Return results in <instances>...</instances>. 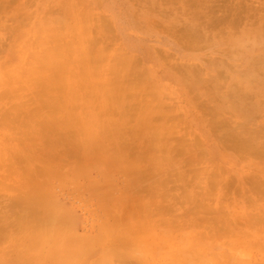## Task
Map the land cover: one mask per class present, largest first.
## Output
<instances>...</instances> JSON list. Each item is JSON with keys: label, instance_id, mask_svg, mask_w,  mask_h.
<instances>
[{"label": "bare ground", "instance_id": "obj_1", "mask_svg": "<svg viewBox=\"0 0 264 264\" xmlns=\"http://www.w3.org/2000/svg\"><path fill=\"white\" fill-rule=\"evenodd\" d=\"M12 1L13 0H0V54L4 55V58H0V134H3V137H8V141L10 142V145L7 146L9 150L6 153L12 157L17 156V160L20 159L23 162H26L27 164L25 163V165L27 166V171L28 166H30L28 165V163H33L36 159L34 157L36 151H40V154H42V156H45L47 153L49 155L52 153V159L57 160L56 168L53 167L51 162L47 165L43 160L42 167L38 169L37 165L36 168L39 172L45 170L48 172H58L57 174L63 173L61 170L63 162L66 163L69 157H73L76 159L74 167L77 166V168L82 163L88 162H82V151L98 152L102 150L107 152L108 155L112 153L113 159H107V162L105 161V167L108 165L109 169L122 171V174L124 173V178L126 177L125 180L127 183L125 182V184H127L128 186L127 190L129 189V187L130 189L132 188L134 193H136L133 195L135 196V198L136 196H138L139 200V202L137 201V208H134L135 212L131 216L128 215V220L122 224L125 228L128 229L130 233L129 236H133V238H136L134 241V246L136 247H134L133 249L124 250L125 247H122L123 244L119 247L120 250L126 251L125 253L127 254L123 261H143L144 259H146L148 252L157 250L158 241L160 248H162L161 243L163 241L161 240L166 238L164 237L166 236L165 232H168V229L170 228L164 229L165 227H163V230L158 228L159 230L157 232L155 231V233L150 235H148L147 232L149 227H152L154 230V228L158 225L167 227L175 225L177 226V228L179 227L178 229L181 232H176L174 238L182 236L184 234L183 232L186 229H190L191 227L195 226H201L204 229L202 231L203 234H201L199 237H205V241L202 242L204 243L206 250L208 246L211 245V241L215 242L216 244H218L216 245V248L220 250V255L217 254V259H220L222 261H229L230 258L228 256H232V254L229 255L230 250L227 248L228 250L223 251L222 249L225 247L224 245H234L235 241H233L230 233H232L234 229L238 227L236 221L237 218H235V215H232V213L227 210L228 206L226 207V210L221 209L220 205H224L226 199L224 198V195L222 196V194L219 192L216 193V196L218 198H221L222 196L221 200L213 197V189L211 191L210 188L204 187V191L202 194L203 196H196L194 194L180 196V182L192 181L190 179V176L194 177L195 179H201L202 181H204V173L208 171L206 167H210L212 166V164H209V155L207 154L206 150L203 151L201 149L202 151L198 153L197 150L199 149H196L197 156L195 155V153L194 155H191L193 152V144L199 143L197 145H200L199 147H201V143L203 142H200L198 137H196L195 128L189 125V123H187L185 126L181 123V119L178 118L176 114V108L172 105V102L165 100V98L162 97L161 94L164 89L173 91L178 87L185 88L190 91V102H199L195 98L201 96L197 95V91L199 92V94H202V96H206V93L210 90H215L216 92L221 94L222 104L224 108L233 110H225L224 112H222L230 114L225 115L228 116V118H223L225 116H222V118L217 120L216 123L219 126H225V134L227 136L226 138L233 140V136L237 137L234 148H239L238 150L243 152L242 154L246 155H244L246 159H259L260 162L264 163V26L262 25L264 24V15L263 18H261V20L263 21L262 23H260L261 20H257L260 26H253V28L259 26V28L257 27L251 30H243V32L239 30L241 32L240 34H235V32L237 33V31H235L234 33L232 31L227 32L225 34H228L230 37L228 36L229 38L225 37L226 39L223 38L224 40H220L221 43L219 42V47L224 45L225 47L229 46V54L231 57L235 58L234 62H231L234 63V66H231L230 70L229 68L224 70V68L222 67L223 65H221V63H228V61L222 56L213 59L221 63H214L213 61H211L210 65L198 68V58L194 59L192 62L187 61L186 63H184L180 60L181 58L179 56L175 57L176 55L171 56L170 54L164 55L163 50H159L161 53L158 54L163 57L166 56L164 58V60L167 61L166 63L170 62V70L162 72V76H160L158 79L156 77L150 78V80L156 82L157 85H154L153 82L150 81L151 84L154 85L153 95L155 97L153 98L154 101L151 104H147L146 102L141 101L142 95L138 91L139 89H143V85H146L148 83L149 73L152 68L150 66H140L138 62L139 59L134 56L135 53L131 54L128 51H124L118 45L113 46V44L115 45V41L113 40L115 38L112 36L109 37V33L107 34V32L109 31L105 26V22L107 21L106 15L100 14L101 16H97L98 19L94 20V12L88 11V3V5H85L86 2L80 0L81 4L74 5V1L78 0H71L69 2L68 0H64L66 2V5H64L59 10V13L56 14L58 16L57 21L59 25H66L67 22L74 17L78 18L79 16L83 15L82 20L80 18L81 22L78 21L75 23L76 30L82 31V33L76 32L74 34L76 36L75 46L77 50L72 60L74 61V63L78 64V68L71 70L68 69L66 64L63 63V61L65 60V56L63 58L54 57V52L56 51V49L53 47L52 41L46 35H40L43 40L39 41L32 39V37H27L26 35L23 36L24 34L19 32L21 24H18L17 18L13 16L12 18L6 16V14L8 13V9L12 5ZM155 1H158L157 3H160L159 0ZM155 1L154 3L156 4ZM166 1L162 0L163 3H165ZM171 1L172 0L169 1L170 4L174 3ZM188 1L189 0H187V2ZM72 2L73 4L70 5L69 3ZM147 2L151 3L149 1ZM184 2L186 6L188 5V8H191L190 6H194L196 4L195 3L189 5L185 0ZM180 3L181 2H179V4L177 3L176 5H180ZM240 3H242V1L239 2V4ZM170 4L166 3L167 6ZM163 5L162 8L166 7ZM183 5H180L181 8L185 7L187 10L181 9L183 11L182 14H184L186 11H188L189 13L190 11H195L191 15V20L190 18L185 19V26H188L187 24H189V21L190 23L192 21L193 25H195L196 23L194 24L193 22V16H195V19H197L196 14L198 16L200 13H203V11L206 10L207 12L211 9L210 6H207L209 9L204 8V10L202 11V7H200V4H198V6L200 7H198L200 12H198L197 9L195 10L193 8H191L192 10L189 11L185 5L184 7H182ZM82 6L84 7V9L82 8ZM258 7L260 8V6ZM241 8L242 5L240 9ZM259 8H256L255 13ZM80 9L84 10V14H82L83 12L81 13ZM149 10L150 9H148L147 11ZM156 10H158V8ZM184 10L186 11L184 12ZM211 10L213 11L214 9ZM87 11L90 13L89 16ZM234 11L236 10L234 9ZM204 13L203 16H205ZM51 14L54 13H52L51 11L47 13V15ZM243 14L244 12L242 13V15ZM206 15L209 19L208 12L206 13ZM249 16L250 14L248 15V17ZM169 17L171 16L169 15ZM213 18L211 19L213 20ZM234 18H231L233 20H231L232 22H229L232 23V25L228 24V26H231L228 27L230 29H232V26H236L235 24L233 25ZM251 18H253L252 14ZM84 20L85 24L82 22ZM223 21L225 22L226 20ZM247 21L245 20V22ZM208 22L211 23V21ZM255 22L256 21H254V23ZM172 23L175 24V21ZM52 24L53 23H49L48 25L47 23L45 24V27L48 26L46 29L47 32H50V26H52ZM184 24H182L183 29ZM85 25H87L86 29ZM210 25H212V23ZM224 25L225 24L222 23L223 27H225ZM245 25H247V23ZM197 26L202 27L204 26V24H197ZM215 26L217 27L216 23L214 27ZM175 27L177 28L178 26L176 25ZM175 27L173 26L171 29H174ZM170 28L166 29L168 30L167 32L174 31ZM204 28H206V33L210 31L208 30L209 28L207 27V25H205ZM204 28L202 27L201 29L203 32L205 30ZM241 28L245 29V27ZM185 29H191L193 31L195 30L196 32L200 31V28L198 30H196V27L195 29H192V25L189 28L185 27ZM215 29V34L218 36V28ZM224 29L225 31L221 30L222 35L220 33V36H223L224 32L230 31L229 29L227 30L226 27ZM93 30L94 33L92 32ZM179 30L183 31L181 28ZM211 30L214 31V29ZM97 31L99 35H97L98 33H95ZM195 31L194 33H196ZM191 32L192 31H190L189 33ZM89 33L94 34L93 38L92 35H89ZM176 33H174V35H171L175 39H181L179 35L182 36L183 32H181L180 34L178 31L177 34L180 38L175 37ZM199 33L195 34L196 36H198V38ZM209 33L210 32L207 33L208 38L209 35H211ZM87 35L89 36L88 39ZM95 35L100 41L95 37ZM102 35L103 38H101ZM203 35H205V37L207 36L205 33ZM203 35L200 37V42L202 41L204 42V44L202 42L200 43L201 45L198 44L199 41L196 42L198 45L195 44V42H191L192 39L193 41L195 39L194 36H192L190 40L191 45L193 44L196 47L194 48V46H191L193 48H188L190 50H195L197 47L205 45L206 41H204V39L202 40V37L204 38ZM45 36L48 39H45ZM185 36L183 35L182 38L184 39ZM189 36L185 37V40L181 41L180 44L183 45L184 43L182 42L189 40ZM217 36H213V38ZM209 40L210 38L207 39V42H209ZM46 41L48 43H46ZM39 43L41 44L40 46ZM188 44L190 45V43H186L184 45L189 46ZM186 46H184V48ZM8 47L9 49H7ZM27 47L29 50L36 49V51L35 54H32L30 58L26 59V65L24 64L23 71L20 70L19 67L20 63L24 61L25 55L28 52ZM16 48H18V50H16ZM85 51L86 53H83ZM159 51L157 50V52ZM219 51H221V49ZM42 53L43 55H41ZM142 58L145 59L144 56ZM136 63L138 64V66H133V64ZM38 64L43 65H40L41 67H43V70L37 67ZM45 74L46 76L44 77ZM76 75H87V78L78 82L74 77ZM55 76H57V78H55ZM52 77L54 78V83L57 85V88L59 90H62V96L64 97L61 98V95L57 93L55 94L52 91L55 89V84L48 81ZM168 79H173L176 83L170 86L167 83ZM91 81L94 83H96V81L98 82V89L95 92H92L91 88H89L91 84H94ZM133 83L137 84L135 86H132ZM77 85H81L86 89L88 86L89 89L87 93L84 92V95L74 96L75 93L72 92V90H74ZM208 95L209 93H207L206 96L209 99V103H204L205 105L201 103V105H203V109L206 112H209L207 114L214 115L213 112L215 113L214 109L216 107L215 105H212V101L214 100V98H210L208 97ZM93 98L97 99L95 100L97 103L91 101ZM137 98L140 99L139 102ZM72 99H83L81 100L80 104L84 102V107L88 111V115H93L92 117H90V122H93L95 120L96 125H98L99 123V125H102L104 127L106 133L104 135H101L100 137L101 140H104V143H98L99 139H96L92 135V131L90 129L91 125L83 123L82 116H80L79 118L78 113L82 111L78 105H75L73 103L69 104V101ZM7 104L8 107L4 111H2V107L7 106ZM139 109L140 113L138 112ZM188 109L190 111L191 107H189ZM63 111H68L69 113H71L73 115L72 118L71 116L62 113ZM98 113L104 114L99 115ZM56 115L57 118L55 119V122L53 121L54 123H52L51 118ZM124 121H128V123L130 124L129 130L127 132H124V130L122 129ZM234 121H236V124L234 123ZM210 129L213 130V126ZM67 132L68 136H70V133L73 132L72 136L76 137L71 138L70 141L62 140L64 136L62 135V133ZM36 133H50L53 134L55 138L47 139L45 136L34 135ZM196 139L199 141L196 142ZM47 140H49L48 143L45 142ZM55 143L63 146L62 150L65 149L61 153L62 157L57 155L58 151H60L61 149L60 146L54 148ZM111 146H113L112 149H110ZM194 147L196 148V146ZM181 156L182 159L185 156H188V158L186 157L187 160L185 161L187 166L181 164V162L179 161ZM8 161L10 162V164H12V166L14 163L15 167L16 161H13L12 163L10 160ZM143 161L148 162V166L144 171H142L139 166L135 165L137 164V162L141 163ZM23 162H20L22 164H20L21 167L25 166L23 165ZM17 163L19 162H16V164ZM3 165L4 164L1 162L0 179L3 178L6 181L13 180V182L17 181L15 173L18 172H16V170H13L14 167L12 168L11 165L5 167L6 165ZM50 165L52 166V168L49 167ZM16 166L18 167V165ZM33 167H35V165H33ZM9 168L12 170V172H14V174L11 173L10 170H8ZM258 169L264 175V165L258 167ZM23 172L28 173L26 171ZM32 173L33 171L31 172L30 176H33ZM28 174L25 175L27 176ZM50 175L51 174L47 176L52 177ZM218 175H220V177H223L222 172H216L215 176ZM20 176L22 180L23 178H25H22L23 173ZM34 176L38 178V172H34ZM71 177L72 176H70V178ZM216 179L218 178L215 177V180ZM42 180H44V178ZM212 182H214L213 177ZM146 185H148V191H144ZM38 186H40L39 182ZM49 186L45 188L47 192H49ZM42 189L43 188H41L40 190ZM241 189L244 193L243 196L245 198L254 196L256 194H261V189L258 188V183H253L252 186H249V188L244 185V188L242 187ZM28 190L29 191H27V194L24 195V197L25 199L31 201L30 204H27L30 205L31 211H34L33 215L30 214V211V213H28V216L32 215L34 218H36L35 221L33 219H29V221H34V223L31 221L32 224H34L33 227H38V229L40 230L48 231V227H62L64 226V222H70V220L68 221V219L60 216V214L57 213L56 207L59 206L56 205L57 203L55 204L54 199L47 200L49 199L48 194L47 198L45 196V198L43 199L41 198L43 195L39 194L40 190H32L30 189V186ZM216 190L217 189H215V191ZM143 192H148L149 198H145V194H143ZM43 194L45 195L46 193ZM94 194L102 193H100L99 190H96ZM133 195L131 196L133 197ZM152 198H154V200H152ZM176 201H181L185 205L182 208H179L175 204ZM132 202H134V200ZM131 204L133 205L134 203L130 202L129 205ZM134 205L136 206V204ZM123 206L124 207L121 206V210H123L124 212V210L126 209L125 204ZM47 211H50L49 213H51L49 216ZM132 211L133 209L131 210L130 214L132 213ZM119 212L121 213V211ZM119 212L118 214H116V218L120 216ZM25 214L27 213L25 212ZM169 216L172 217L170 218ZM257 218H261V220L263 219L259 216ZM123 220L125 221V219ZM119 221L120 220L117 219V222ZM11 223L12 222H10V224ZM119 223L121 224V222ZM239 228L240 227H238V229ZM156 229L157 228H155V230ZM147 238L154 240V243H152L149 248H147L145 244V240H147ZM214 239L216 240L213 241ZM124 241H122L121 243H126ZM154 244L155 246H153ZM119 249L118 251H120ZM232 250L233 247L231 248V251ZM203 252H205L204 254H206V251ZM196 254L197 256L199 254H202L199 248H197V250L195 249V254L193 253L192 256H196ZM56 258L57 257L53 255H47L44 259L48 261H54L56 260ZM58 259L60 260L61 257H59ZM184 261L195 260L184 259Z\"/></svg>", "mask_w": 264, "mask_h": 264}, {"label": "rangeland", "instance_id": "obj_2", "mask_svg": "<svg viewBox=\"0 0 264 264\" xmlns=\"http://www.w3.org/2000/svg\"><path fill=\"white\" fill-rule=\"evenodd\" d=\"M69 1L71 0H68V2ZM83 1L86 2L85 5L91 4L90 6L88 5L89 8L88 11L94 12L93 14V16L95 17L94 20L98 19L97 16L99 17L100 14L107 16L106 17L107 21L105 22V26L109 31L107 32V34L109 33L110 35L109 37L112 36L115 38L113 39L115 41V45L113 44V46L118 45L124 51H128L131 54L135 53L134 56L139 59L138 62L140 66H150L152 68L149 73L148 83L146 85H143V89H139L138 91L142 95L141 101L146 102L147 104H151L154 101L153 98L155 96L153 95L154 92L153 86L157 85V83L151 81L150 78L156 77L158 79L160 76H162L163 74L162 72L170 70V66H169L170 62L166 63L167 61L164 60L166 56L163 57L160 54H158L161 53L159 50L161 51L163 50L164 55L170 54L171 56L176 55L175 57L179 56L181 58L180 60L184 63H186L187 61L192 62L194 59L198 58L199 59V61L197 62L198 68L203 66L206 67L210 65L211 61H213L214 63L215 62L221 63L213 59L222 56L228 61V63L225 62V64L221 63V65H223L222 67L224 68V70L228 68L230 70L231 66L232 67L234 66V63L231 62H234L235 58L230 56L229 46L225 47L224 45L219 47V42L221 43L220 40L223 38L226 39L229 36L228 34L227 35L225 34L227 32L232 31L234 33L235 31H237V33L235 32V34H240L241 32H243V30H249V29L251 30L257 27L259 28L260 24H258L257 20H261V18H263L264 15L263 0H241L242 3L240 4L239 2L241 1L239 0H197L198 2L196 0H193V2L192 0H189L191 3L185 0L189 5L196 3L194 5L195 7L194 6H190V7L195 10L197 9L198 12H200L199 10L200 7H202L201 8L202 11L204 10V8L209 9L208 8L209 6L211 9H214L213 11L211 9L207 11L210 20L208 19L206 15L207 12L205 10L203 11V13L206 12L204 13L205 16H203V13H200L199 15L201 14L202 15L201 16L198 15L199 16L198 18L196 14L198 20L195 19V16H193L194 18L193 22L194 24L196 23L195 24L196 26L193 25L192 21L190 23L189 20H187L189 21L188 22L189 24H187L186 22L188 26H185L184 24V22L186 21L185 19L190 18L191 20L192 17L191 15L195 11L193 10V12H191L190 10L192 9L188 8L187 7L188 5L186 6L184 0L182 1L177 0L178 2L176 0L175 1L172 0L171 2L174 3L171 4L169 2L170 0L169 1L164 0L166 1L165 3H163L162 0H159L160 3H157L158 1L155 0L152 1L151 0H145V1L144 0H83ZM147 1L151 3H148ZM154 1L156 2V4L154 3ZM179 2L183 3L188 8L190 13L186 11L187 9L184 7L183 4L180 3V5H183L182 7L184 8H181L180 5H176L177 3L179 4ZM166 3L170 5L167 6ZM69 4L71 5L73 4V2ZM75 4L76 5L81 4L80 0L74 1V5ZM160 4L166 7L162 8V5ZM198 4H200V7L198 6ZM64 5H66V2L64 0H13L12 5L8 9V13L6 14V16L11 18L13 16L17 18L18 24H21V28L19 32L23 33L24 34L23 36L26 35L27 37H32V39L40 41L43 40L40 37V35L43 34L46 35L52 41V45L56 49V51L54 52V57L63 58L65 56V60L63 61V63L66 64L68 69L72 70L78 68V64L74 63V61L72 60L77 50L75 46L76 36L74 34L76 32L82 33V31L76 30L75 23L78 21L81 22L83 15L79 16L78 18L74 17L73 19L69 20L66 25H62V24L59 25L57 21L58 16L56 14L59 13V10ZM241 5L242 8L240 9ZM258 6H260V8ZM82 8L84 9L83 6ZM157 8L160 12L156 10ZM224 8L225 10L228 11H225ZM233 8L236 11H234ZM256 8L259 9H257L255 13ZM83 9H80L81 13L83 12L82 14H84ZM148 9L150 10L147 11ZM181 9L182 10L186 9L184 10V12L186 11L185 13L187 14L185 13L182 14L183 11ZM229 9L231 10V12ZM49 11H51L54 14L47 15ZM89 12H88V16L90 15ZM243 12L244 14L242 15ZM247 12L248 15L250 14L249 17L247 15ZM251 14L254 19L251 18ZM169 15L171 17H169ZM210 15L213 16L214 18L211 17ZM256 15L258 19L256 18ZM210 17L213 18V20L215 19L214 22L217 24V27L216 26L214 27L215 23ZM230 17L231 18L235 17L233 21V25L235 24L237 27L232 26V29L228 28L231 27L230 25L228 26V24L232 25V23L229 22L233 20ZM244 18L246 21L247 20L248 21L245 22ZM222 19L226 20L225 22L227 23H225ZM253 20L256 22L254 23ZM174 21L175 24L172 23ZM208 21H211L212 25H210L211 23H209ZM263 21L261 20L260 23H262ZM82 22L85 24V20ZM46 23L47 25L49 23H53L52 26H50V32L46 31L48 27V26L45 27ZM222 23L225 24L224 26L226 27V29L227 30L229 29L230 31H226L224 32L225 35L223 34V36H220V33L222 35V31H225L224 29L225 27L222 26ZM246 23L247 25H245ZM182 24H184V29ZM197 24L198 25L204 24V26L207 25V27L209 28L208 30H210L208 32H210L209 34H211L209 35L210 38L209 42H207V39L209 38L207 35L208 32L206 33V28L202 26L205 29L203 32L201 30L202 27L197 26ZM164 25L166 26L168 25V26L166 27ZM176 25L179 27V29L181 28L183 31L179 30L178 27L176 28L175 27ZM191 25H192V29H195L196 27L197 28L196 30L200 28V31L196 32L194 30L196 32L194 33V31L191 29H185V27L189 28ZM256 25L259 26L253 28V26ZM262 25L264 26V24ZM171 26L172 27L174 26L176 28V31L175 28L171 29L172 28ZM210 26L213 27L211 28ZM235 27L237 28V30ZM241 27H245V29L244 28L242 29ZM86 28L87 25H85V29ZM169 28L171 30H174V31L169 30L170 32L178 33L179 31L180 34L181 32H183L182 34L184 36L186 35L185 37H188L190 35L189 36L190 39L186 40L187 42L185 41L186 43H190V45L188 44L189 46H186L184 45L186 43L182 42L184 43L183 45L187 47L184 48V46L180 44V42L184 41L185 37L183 39L182 38L183 35L182 36L179 35L181 39H175L171 35V34L174 35V33L167 32L168 30L166 29ZM215 28H218L217 30L219 31L218 36L215 34V30H216ZM211 29H214V31ZM190 31L192 32L189 33ZM92 32L94 33V30ZM93 33L91 34L89 33V35H92V38L94 36ZM95 33H98V31ZM177 33L175 34L176 35L175 37L180 38ZM197 33H199L198 34L199 38L198 36L195 35ZM204 33L207 35L206 37L205 35H203ZM97 35H99V33ZM191 35L194 36L196 40L195 39L194 41L193 39L191 40L192 38ZM202 35L204 36V38L202 37V40L204 39V41H206L205 45L197 47L198 49L196 48L195 50L194 49L190 50L191 48H193L191 46H194L193 44L191 45V42L193 43L195 42V44H197L196 42L198 41H199L198 44L202 42V41L200 42L201 39L200 37ZM46 36L45 39H48ZM213 36H217V37L213 38ZM88 38L89 36L87 37V39ZM101 38H103V35ZM46 43L48 42L46 41ZM202 43L204 44V42ZM40 45L41 44L39 43V46ZM195 47L196 46H194V48ZM7 49H9V47ZM220 49L221 51H219ZM16 50H18V48H16ZM157 50L159 52H157ZM166 50H168L169 52ZM27 51H26L27 53L25 55V59L23 62L20 63V67H19V69L23 71H24L23 66L25 64V61H27L26 59L30 58L32 54H35L36 49L29 50L27 47ZM83 53H86V51ZM41 55H43V53ZM3 56H4L3 54H0V58H2ZM143 56L145 57V59L142 58ZM40 65L43 66L42 64H38L37 67L43 70L42 69L43 67H41ZM133 66H138V64L137 63L133 64ZM45 76L46 74L44 75V77ZM74 77L76 78V81L79 82L81 80L86 79L87 75L84 76L76 75ZM55 78H57V76H55ZM48 81L55 84L53 77ZM150 81L153 82L154 85L151 84ZM167 83L171 86L176 82L173 79H168ZM97 84L98 82L96 81V83L91 84L89 86L92 92H95L98 89ZM136 84L137 83H133L132 86H135ZM89 88L88 86L86 89L81 85H77L74 88V90H72V92L75 93L74 96L84 95V92L87 93ZM52 91L55 94L57 93L61 95V98L64 97L62 96L63 95L61 92L62 90L61 89L59 90L56 84H55V89ZM207 93H209L208 97L214 98V100L212 101V105L216 106L214 109L215 113L213 112L214 115L207 114L209 112H206L203 109V105H205L209 101V99L206 97ZM207 93L206 96H202V94H199V92L197 91V95L199 96L201 95L198 98L195 97L199 102L197 101L190 102L189 101V98H191L190 91L181 87H178L173 91L164 89L161 96L164 97L165 100L172 102V105L176 108V114L178 118L181 119V123L184 126L187 123H189V125L195 128L196 137H198L200 142L201 141L203 142L201 143L202 145L201 147H199L200 145L199 146L197 145L199 143L193 144V150H192L193 152L191 155H194V153L196 155L197 151L198 153H200L202 150L203 151L206 150L207 154L209 155L208 157L209 164H212V166L206 167L208 171L204 173L205 174V176H203L205 179L204 181H202L201 179H195L194 177L190 176L191 177L190 179L192 181H183L184 183L180 182L179 184L180 196H186L191 194H194L196 196H203L202 194L204 191L203 190L204 187L210 188L211 191L213 189L212 192L213 197L218 198L216 196V193L219 192L222 194V196L224 195V198L226 199L225 204L220 205L221 209L226 210V207L228 206L227 210L231 212L232 215H235L234 216L235 218H237L236 221L238 227L240 228L238 229L237 227L236 229H234L232 233H230V236L233 238V241H235L234 245L232 246L224 245L225 247L222 249L223 251H226L228 249L230 250L229 255L232 254V256H228L230 258L229 261H222L220 259H217V254L220 255V250L216 248V245L218 244H216L215 242L211 241L210 242L211 245L208 246L206 250L204 243L202 242L205 241V237H199L201 234H203L202 231L204 228H202L201 226L191 227L190 229H186L183 232L184 234L182 236L174 238L176 232H181L178 229L179 227L177 228V226L175 225H171L170 227L158 225L159 227L158 226L155 227L157 228L156 230L155 228L153 230L152 227H149V229L147 230L148 235L155 233V231L157 232L159 229L163 230V227H165L164 229L170 228L168 229V232H165L166 236L164 237L166 238L161 240L163 241L161 243L162 248H160L159 241L157 240L158 241L157 250L148 252L146 259H144L143 261H123L125 256L127 255L125 253L126 251L124 250H131L134 247H136L134 246L135 245L134 241L136 238H133V236L130 237L129 236L130 233L128 229L125 228L124 225L122 224L128 220L127 219L128 215L131 216L135 212L139 200H138V196H136L135 198V196L133 195L136 193H134L132 188L130 189L129 187V189L127 190L128 186L127 184H125L126 177L124 178L123 175L124 173L122 174V171L109 169L108 165L106 166L108 170L106 169L105 161L107 162V159L110 160L113 159L112 153L108 155L107 152L102 150L98 152L82 151L81 153L83 157L82 162L85 161L88 162L82 163L77 168V166L74 167V163L76 162V159L73 157H69L66 163L63 162L61 168L64 175L63 173H59L60 174L59 175L57 174L58 172L55 173L54 171L48 172L43 170L44 172L43 171L39 172L37 170V168L39 169L42 167L43 161H45L47 165L48 163L51 162L53 167L56 168L57 160L52 159L53 157L51 155L52 153L50 155L47 153L45 156H42V154H40V151H36L34 156L36 159L34 158L35 160L33 163H28V165L30 166H28V171H27L26 170L27 166L25 165L26 162H23L19 158H18L19 160H17V156L12 157L6 153L9 150L7 146L10 145V142L8 141V137L6 136L3 137V134H0V153H1L0 164L2 162L4 164L3 166L6 165L5 167H8L11 165V167L13 168L14 163L12 166V164H10L8 160H10L11 163L13 161L19 162L17 164L15 162V167L13 168V170H16V172H18L15 173L17 181L13 182V180L6 181L3 178L0 179V264H264V221H262L264 220V175L258 169V167H261L262 165H264V163L260 162L259 159L248 160L245 157L246 155L242 154L243 152L238 150L239 148L237 149L234 148L237 137L233 136L234 138L233 140L226 138L227 136L225 134V129H226L225 126L222 125L223 126L222 127L216 123V121L222 118V116L230 114V113H222V112H224L225 110H233V109L224 108L222 104V97H221L222 95L216 92L215 90H210ZM81 100L83 99H78V100L72 99L69 101V104L73 103L79 106V108L82 111L80 112L81 114L78 113L79 118L80 116H82L83 118L82 122L91 125L90 129L92 131V135L96 139L97 138L99 139L98 143L100 144L104 143L103 142L104 140H101L100 138L101 135H104L106 133L104 127L102 125H99V123L98 125H96L95 120L93 122H90V117H92L93 115H88V111L84 107V102L82 101L83 103L80 104ZM95 100L97 99L93 98L91 101L97 103ZM137 100L138 102L140 101V99L138 98ZM201 103L203 105H201ZM7 107L8 104L7 106L2 107V111H4ZM189 107H191L190 111L188 109ZM45 110H49V109H45ZM138 112L140 113V109L138 110ZM62 113L71 116V118L73 116L68 111H63ZM98 114L102 115L104 113H98ZM57 115L51 118L52 123L55 122ZM223 118H228V116H225ZM234 123L236 124V121H234ZM210 125L213 126V130L210 129L212 128V126ZM129 126L130 124L128 123V121L123 122L122 129L124 130V132H127L129 130ZM203 128L205 131L203 130ZM72 133L73 132L70 133V136H68V132L62 133V135H64L62 140L70 141L71 138H75L76 136H72ZM34 135L45 136L47 139L55 138V136L50 133H43V134L36 133ZM199 140H197L196 142H198ZM48 141L49 140L45 142L48 143ZM59 146L61 150L58 151L57 155L62 157L61 153L65 149L62 150L63 146L58 145L57 143L54 144V148ZM194 146H196V148ZM112 148L113 146H111L110 149ZM196 149L199 150L196 151ZM88 156H94V157H88ZM186 157L188 158V156H185L182 159L181 156L179 159L181 164L185 166H187L185 162L187 160ZM9 158H11L12 160ZM20 162L21 163L23 162L24 163L23 165L25 166L21 167L22 164ZM16 165H18L19 168ZM33 165H35V167H33ZM135 165L139 166L140 169L144 171L148 166V162L147 161H143L141 163L137 162V164ZM49 167L52 168L51 165ZM10 168L8 170H10L11 173L14 174V172H12L11 170L12 168L11 169ZM23 171H26L29 174ZM32 171H33L32 173L33 176H30ZM34 172H38L39 174L38 178L40 176L41 177L38 179L36 176H34ZM216 172L217 173L222 172L223 177H220V175L215 176ZM22 173H23L22 178L25 177L23 178V180L21 179L20 176L22 175ZM25 174L28 175L26 176ZM46 174L47 175L51 174L50 176L52 177H49ZM70 176H72L73 178L72 177L70 178ZM42 177L44 178V180H42L43 179ZM212 177L214 182H212ZM215 177H217L218 179L215 180ZM38 182L40 186H38ZM253 183H258V188L261 189L260 191L261 194H256L254 196H249L248 198H245L243 196L244 193L241 188L242 187L244 188V185H246V187L249 188V186H252ZM47 185L48 186L50 185L49 192L45 190V188L48 187ZM29 186L30 189L37 191L43 188L42 190L44 191L40 190L39 193L40 195H43L41 198L44 199L45 196L47 198V194H48L49 199L47 200L54 199L55 204L57 203L56 205L59 206L56 207L57 213L60 214V216L68 219V221L70 220V222L68 223L64 222V226L62 227H54V228L48 227L47 229L48 231L40 230L38 229V227H33L34 224H32V222L34 223V221L36 220V218L32 216L34 211L32 212L30 205H28L30 204L31 201L25 199L24 197V195L27 194V191H29L28 190ZM147 186L148 185H146L144 191H148ZM215 189L217 190L215 191ZM96 190H99V192L102 194H94ZM43 193L46 194L44 195ZM143 194H145L144 195L145 198H149L148 192L145 193L143 192ZM131 195H133V197ZM222 196L221 198L218 199L221 200ZM154 198H152V200H154ZM133 200L134 202H132ZM130 202L136 204V206L133 204L134 205L133 207V205L131 204L133 207L132 208L131 205H129ZM123 203L125 204V208H126V209L124 208L125 209L124 212L123 210H121V206L124 207ZM175 204L179 208H182L185 205L181 201H176ZM132 209L133 211L130 214ZM25 210H27L28 212ZM119 211H121V213ZM25 212L27 214H25ZM49 212H48V216L51 214ZM118 212L120 216L117 215L118 217L116 218L115 216L116 214H118ZM28 213L32 215L29 214L30 216H28ZM258 216L262 217L263 219L261 220V218H257ZM169 217L171 218L172 216ZM122 218L125 219V221ZM29 219H33L34 221L31 220L32 221L31 222L29 221ZM117 219L120 220L119 222H121V224L117 222ZM10 222L12 223L10 224ZM215 240L216 239H214L213 241ZM122 241L126 243H121ZM145 242L147 248H149L150 245L154 243V240L147 238ZM121 245L122 247L123 246L125 247L124 250L119 249ZM153 246H155V244ZM232 247L233 250L231 251ZM197 248L201 250L202 254H199L198 256L197 254L196 256H192L193 253L195 254V249L197 250ZM118 249L120 251H118ZM202 250L206 251V254H204L205 252H203ZM47 255H53L57 258L54 261H48L44 259ZM59 257H61L60 260L58 259ZM184 259H194L195 261H184Z\"/></svg>", "mask_w": 264, "mask_h": 264}]
</instances>
